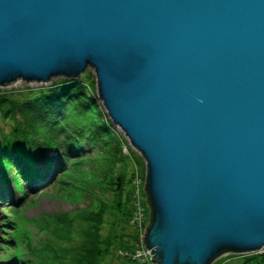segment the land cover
<instances>
[{
    "label": "water",
    "instance_id": "water-1",
    "mask_svg": "<svg viewBox=\"0 0 264 264\" xmlns=\"http://www.w3.org/2000/svg\"><path fill=\"white\" fill-rule=\"evenodd\" d=\"M90 67L146 163L153 263L264 251V0H0V88Z\"/></svg>",
    "mask_w": 264,
    "mask_h": 264
},
{
    "label": "trees",
    "instance_id": "trees-1",
    "mask_svg": "<svg viewBox=\"0 0 264 264\" xmlns=\"http://www.w3.org/2000/svg\"><path fill=\"white\" fill-rule=\"evenodd\" d=\"M26 93L0 89V197L11 189L9 182L21 194L10 208L13 214L0 224V264L4 259L14 264H141L134 259L143 249V231L132 223L137 205L133 180L136 174L146 177L145 163L129 147V154L123 153L124 142L102 112L93 79L59 78ZM45 150L58 154L57 190L84 207L75 216H53L51 227L33 222L34 230L24 216L25 186L44 177L36 164ZM142 207L146 215V203ZM228 257L221 264H264V251ZM232 258L237 261L230 263Z\"/></svg>",
    "mask_w": 264,
    "mask_h": 264
},
{
    "label": "rangeland",
    "instance_id": "rangeland-1",
    "mask_svg": "<svg viewBox=\"0 0 264 264\" xmlns=\"http://www.w3.org/2000/svg\"><path fill=\"white\" fill-rule=\"evenodd\" d=\"M83 75H89L91 79H93L95 83V95L98 99V103L100 104L102 108V112L107 116V119L112 123L105 107L103 106V102L98 97V88H97V80L96 75L93 68H88ZM82 76L80 78H82ZM59 78L53 79L51 82L47 84H41V83H27L25 81H17L16 83L12 84L7 89H4L5 92H14L16 95L21 94H27V90H35L40 88H48L52 86L56 81H58ZM79 79V78H78ZM113 129L115 131L114 136L117 138V136L124 142L123 144V153L129 154L128 147L133 150L138 156L141 157V160L145 163V160L140 155V153L133 149V146L131 143H129V139L126 137L124 131L118 126L113 124ZM112 147L114 148L115 145L112 144ZM57 153L52 150H45L39 154L37 159V168L39 169L40 174H44V177H36L35 180L32 181L31 184H26V192L27 197L25 198V201L29 200L28 206L24 207V216L27 217V219L30 220L29 225L34 229L33 225H36L33 222H41L45 225H52L55 220H52L53 216L69 213V216H75V212L77 209L83 208L84 204L83 202H77L76 200L72 201L71 198H69L66 194L59 192L58 189V180L60 178L59 174V167H58V161H57ZM134 166V163H132ZM134 168V167H133ZM146 168V163H145ZM133 187H134V197L136 200V203L141 202L143 205L146 203L147 205V211L145 215V222L144 225L142 224V230L141 233L142 237L144 238V232L146 230V226L148 224V219L150 216V208L147 204L146 199V193H145V182L146 177L144 179L141 178L140 175H135V178L133 180ZM9 186L11 189L3 191L2 196L0 197V224L7 220L9 215H12L13 213L10 211V208L15 207V201L19 200L21 195L20 193H14L13 184L9 182ZM14 193V199H12L11 196H13ZM139 198H141L142 201H139ZM145 198V200H144ZM12 199V200H11ZM39 224V223H37ZM2 227L0 226V230ZM35 230V229H34ZM1 235V234H0ZM2 236H0L1 239ZM263 252V251H262ZM148 253L145 251V254ZM230 255V254H228ZM228 255H224L221 258H219L217 261H215V264H221L230 257ZM237 255V254H234ZM3 256V253L0 252V257ZM148 256V255H147ZM148 257H151L150 255ZM150 260V264H155ZM237 260L230 259V263H235ZM5 264H14L13 259H4Z\"/></svg>",
    "mask_w": 264,
    "mask_h": 264
},
{
    "label": "built area",
    "instance_id": "built-area-1",
    "mask_svg": "<svg viewBox=\"0 0 264 264\" xmlns=\"http://www.w3.org/2000/svg\"><path fill=\"white\" fill-rule=\"evenodd\" d=\"M143 205L141 204V202H137L136 205V209L134 211V215H133V221L132 223L137 226V228H139L140 231L142 230V224L144 225L145 222V208L142 207ZM146 232V230H145ZM145 232H144V236H145ZM143 235V234H142ZM141 235V237H142ZM144 241V238L142 237V242ZM145 251H147L148 253L145 254ZM151 250H148L147 248L143 247V249L141 248L140 251L137 252V254L135 255V258L138 259L140 261L141 264H150V260L152 257ZM150 255L151 257H148ZM152 261V260H151ZM153 262V261H152Z\"/></svg>",
    "mask_w": 264,
    "mask_h": 264
}]
</instances>
